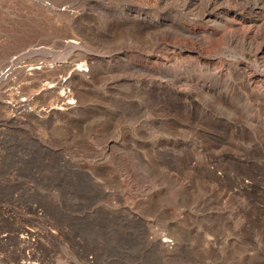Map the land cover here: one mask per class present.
I'll list each match as a JSON object with an SVG mask.
<instances>
[{
    "label": "rangeland",
    "instance_id": "1",
    "mask_svg": "<svg viewBox=\"0 0 264 264\" xmlns=\"http://www.w3.org/2000/svg\"><path fill=\"white\" fill-rule=\"evenodd\" d=\"M147 6L179 24L157 0H0V264H264L251 53L181 66ZM68 41L101 63L46 55Z\"/></svg>",
    "mask_w": 264,
    "mask_h": 264
},
{
    "label": "bare ground",
    "instance_id": "2",
    "mask_svg": "<svg viewBox=\"0 0 264 264\" xmlns=\"http://www.w3.org/2000/svg\"><path fill=\"white\" fill-rule=\"evenodd\" d=\"M178 1L183 0H157V3L172 15L180 18L177 25H174L171 17H166L165 13H159L150 6L131 10V16L133 14L143 16L148 19V25L151 28L159 31V37L150 44L148 49L152 52L163 53L165 47L166 49L169 47L167 50L178 55L181 66L188 63H204L208 67L218 66L222 62L221 56L226 52L248 51L251 54L245 56L244 74L256 88L264 87V79L256 75V67L264 61V0H186L184 8L174 12L170 6L176 5ZM174 35L177 36V42H170L168 38ZM71 44L75 45L77 42L68 41L61 53L51 54L50 52L46 55H50L49 57H52V60L57 62L56 64H66V60L72 57L73 61L78 62L72 65L75 71L85 66L81 64L82 60L101 63L102 58H97L98 54L80 52L74 56H68L70 49L75 47ZM124 54L142 57L149 68L163 62L161 55H151L148 51L134 47L129 48ZM119 55L121 54L117 56ZM35 69L38 68H32L33 71ZM203 85L200 84V88L207 89V86ZM82 89L80 87V90ZM164 241L170 242L171 240L165 239Z\"/></svg>",
    "mask_w": 264,
    "mask_h": 264
},
{
    "label": "built area",
    "instance_id": "3",
    "mask_svg": "<svg viewBox=\"0 0 264 264\" xmlns=\"http://www.w3.org/2000/svg\"><path fill=\"white\" fill-rule=\"evenodd\" d=\"M87 69H88V68H85V70H84L83 72H86V71H88ZM80 71L82 72V69H81Z\"/></svg>",
    "mask_w": 264,
    "mask_h": 264
}]
</instances>
